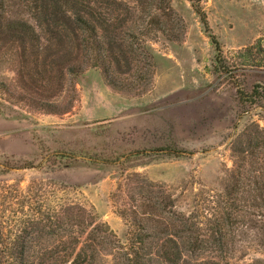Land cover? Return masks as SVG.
I'll use <instances>...</instances> for the list:
<instances>
[{
  "label": "rangeland",
  "instance_id": "374dc122",
  "mask_svg": "<svg viewBox=\"0 0 264 264\" xmlns=\"http://www.w3.org/2000/svg\"><path fill=\"white\" fill-rule=\"evenodd\" d=\"M102 1L108 12L117 7ZM114 1L121 20L108 40L119 69L130 71L116 75L139 83L141 61H149L142 92L113 88L88 67L73 76L74 107L50 114L16 102L0 85V264H16L10 255L19 251L25 264H38L43 254L70 250L82 233L59 230L65 206L92 212L126 242L128 223L117 211L130 207L137 177L161 185L164 213L188 218L203 240L192 252L179 242L177 264H264V0H201L208 32L189 0L161 8L155 0ZM26 2L4 0L6 16L52 43L61 39L52 27L38 29ZM15 78L0 63V82L15 87ZM253 87L262 107L238 101L237 91ZM154 213L146 223L160 239L178 229L166 231ZM94 264L113 258L101 254ZM152 264L167 263L153 256Z\"/></svg>",
  "mask_w": 264,
  "mask_h": 264
},
{
  "label": "trees",
  "instance_id": "16d2710c",
  "mask_svg": "<svg viewBox=\"0 0 264 264\" xmlns=\"http://www.w3.org/2000/svg\"><path fill=\"white\" fill-rule=\"evenodd\" d=\"M155 1L160 4L155 6L161 8L166 0ZM102 2L28 0L24 3L32 9V18L40 31L44 25L61 34V39L52 43L25 20L8 18L4 0H0V63H6L16 77L15 87L4 82H0V85L11 99L43 113L69 112L78 100L73 76L88 67L99 68L107 84L118 90L135 94L146 88L152 66L145 59L141 61V67L146 72L142 74L144 77L138 78L139 83L126 78L120 79L116 75L130 72L119 69L121 62L113 54L112 42L108 40V33L120 26V12L116 1H109L117 6L109 12L101 6ZM189 2L204 30L208 32L206 15L200 6L201 0ZM157 26L158 30H162L160 25ZM69 34L73 37L71 41H64ZM209 38L214 45L215 62L221 63V48L213 35H209ZM237 96L242 104L262 107L257 87H253L249 93L237 91ZM55 97L58 99H53ZM167 150L175 156L192 154L186 150ZM88 158L91 162H108L101 157ZM136 180L141 185L129 192L127 198L131 203L130 207L117 211L128 223L126 242H121L106 223L97 221L92 212L80 206H65L57 218L59 230L65 232L67 227H76L82 236H72L70 250L48 254L46 257L43 254L38 264H94L96 257L101 254L111 255L113 264H152L153 256L167 264H177L181 252L179 242L181 247H186L185 250L190 252L201 247L203 240L194 223L186 217L178 218L174 210L164 213V203L159 194L161 185L140 177ZM172 206L173 204L170 207ZM154 211L159 212L156 219L166 231L178 227L175 233L167 232L164 239L152 233L150 229L155 227L148 226L146 221L149 219L146 216L151 219L155 215ZM183 232L186 235H182ZM165 240L169 241V246L164 244ZM10 257L16 260V264H25V255L20 251Z\"/></svg>",
  "mask_w": 264,
  "mask_h": 264
}]
</instances>
